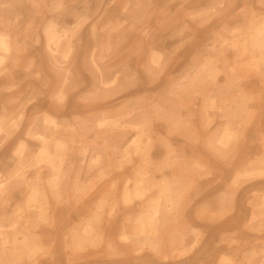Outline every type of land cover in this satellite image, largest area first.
<instances>
[{
  "label": "rangeland",
  "instance_id": "rangeland-1",
  "mask_svg": "<svg viewBox=\"0 0 264 264\" xmlns=\"http://www.w3.org/2000/svg\"><path fill=\"white\" fill-rule=\"evenodd\" d=\"M0 264H264V0H0Z\"/></svg>",
  "mask_w": 264,
  "mask_h": 264
}]
</instances>
